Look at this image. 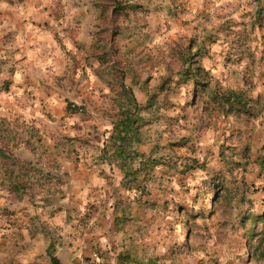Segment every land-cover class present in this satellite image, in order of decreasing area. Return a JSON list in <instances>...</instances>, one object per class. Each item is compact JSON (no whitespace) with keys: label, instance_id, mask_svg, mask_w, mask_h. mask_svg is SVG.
<instances>
[{"label":"crops","instance_id":"0c3cea01","mask_svg":"<svg viewBox=\"0 0 264 264\" xmlns=\"http://www.w3.org/2000/svg\"><path fill=\"white\" fill-rule=\"evenodd\" d=\"M214 1L225 0H0V105L15 137L0 263H51L49 249L60 264L260 258L249 236L264 225V108L240 131L218 91L238 86L213 80L214 108L161 118L181 85L153 43L187 33L182 21ZM245 145L252 159L235 164ZM24 164L42 169L37 195Z\"/></svg>","mask_w":264,"mask_h":264},{"label":"rangeland","instance_id":"374dc122","mask_svg":"<svg viewBox=\"0 0 264 264\" xmlns=\"http://www.w3.org/2000/svg\"><path fill=\"white\" fill-rule=\"evenodd\" d=\"M223 2L216 4L214 1L207 10L197 13L192 21L191 19L183 20L181 32L186 29L187 33H181L178 39L153 43V48L159 52L157 62L160 65H168L170 68V72L165 75L166 79L172 80L174 76L180 82L178 85H181L168 90L170 95L174 96L173 102L176 104L164 103L160 106L164 112L161 116L164 124L168 117L167 111H170V114L178 113L179 118L184 120L189 118L193 111L201 110L202 112L214 108L213 99H210L213 90L210 83L213 80H223L230 82L232 86H238V89H231L230 86L222 87L218 89L221 94H227L231 90L245 92L242 105V107L245 106L244 111L237 104L232 113L228 114L227 109H224L226 115H232L238 119L240 131H242L241 128L246 129L255 125L263 112V88L261 89L263 93L258 100L254 99V94L258 92L260 83H264V0H225ZM186 12L187 10L177 11V18L185 16ZM184 24L190 28H185ZM203 63L211 64L218 71V76L209 72L208 76L201 74L193 77L189 73L183 75L184 71L196 70L197 67L203 68ZM240 84L244 85L242 89L239 87ZM4 91L9 92L8 89ZM185 96L186 100H181ZM175 107L176 111H173ZM6 111L9 112L8 108L0 105V173H6L8 165L14 162V153L10 146L12 143L10 138L15 139L12 135L14 129L11 121L8 120V115L3 116ZM249 152V146L245 145L239 153V163L235 164H243L251 160ZM23 168L19 172H23L24 177L29 171L35 174L34 181L31 179L28 182L24 181L25 190L28 189L34 195L39 194L43 189L42 169L34 167L37 169L30 170L26 164ZM9 219V214L1 211L0 228L8 224ZM249 237H258L255 247L260 258L255 264H264L260 262L264 260V225L261 232H253ZM236 263L234 261L231 264Z\"/></svg>","mask_w":264,"mask_h":264},{"label":"trees","instance_id":"16d2710c","mask_svg":"<svg viewBox=\"0 0 264 264\" xmlns=\"http://www.w3.org/2000/svg\"><path fill=\"white\" fill-rule=\"evenodd\" d=\"M116 10L118 11V9H116ZM182 73H183V75L185 73L192 74L193 77L194 76L196 77V75H201V74L204 75V76H208V72L205 69L200 68V67H197L196 70H192V71L189 70L188 72L184 71ZM197 84H199V83L197 82ZM203 86L205 87V84H203ZM244 95H245L244 91L231 90L227 94H220L219 95V97H220L219 99L221 100L222 105L224 106L225 109H227V112L229 114V113H232V111H234V109L236 108L235 107L236 104L239 105L243 111L245 110V106L242 107ZM238 112L239 111H237V113ZM49 256L51 257V261H52L53 264H60L59 260L56 257H54L52 255V253H50V249H49Z\"/></svg>","mask_w":264,"mask_h":264},{"label":"built area","instance_id":"2783aa9c","mask_svg":"<svg viewBox=\"0 0 264 264\" xmlns=\"http://www.w3.org/2000/svg\"><path fill=\"white\" fill-rule=\"evenodd\" d=\"M147 185H145V187H146Z\"/></svg>","mask_w":264,"mask_h":264}]
</instances>
